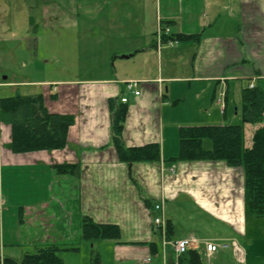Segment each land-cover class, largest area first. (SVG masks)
<instances>
[{
  "label": "crops",
  "instance_id": "0c3cea01",
  "mask_svg": "<svg viewBox=\"0 0 264 264\" xmlns=\"http://www.w3.org/2000/svg\"><path fill=\"white\" fill-rule=\"evenodd\" d=\"M26 8L40 18H30L21 43L38 45L44 36L51 47L57 30L79 27L78 40L88 35L92 49L114 62V71L78 80L17 82L8 75L2 77L7 85L0 80V97L6 96V87L40 86V93L26 89L23 95L43 94L51 112L75 117L64 148L20 153L11 149V126L0 119V255L15 258L20 246L49 242L75 245L70 241L86 215L120 226V239L102 240L119 264L134 255L144 262L151 258L144 264H175L177 253L170 241L192 235L229 244L210 255L203 243L197 245L203 264H252L251 254L264 264V231L259 226L264 217L247 209L243 167L222 160L169 162L178 154L175 131L181 126L237 123L230 122L239 113L231 95L240 97L244 81L264 89V0H33ZM161 25L168 35L201 32V39L159 44ZM128 80L139 82V95L123 94ZM221 90L226 94L224 108ZM192 93L205 112L177 117L183 105L191 104ZM121 95L129 104L126 145L158 142L161 160L131 165L119 161L110 142L109 98ZM66 163L78 164V171L56 170ZM13 183H26L28 197L13 200ZM142 197L165 201V216L174 227L169 242L162 241L153 223L157 211ZM98 248L102 255L105 250Z\"/></svg>",
  "mask_w": 264,
  "mask_h": 264
},
{
  "label": "trees",
  "instance_id": "16d2710c",
  "mask_svg": "<svg viewBox=\"0 0 264 264\" xmlns=\"http://www.w3.org/2000/svg\"><path fill=\"white\" fill-rule=\"evenodd\" d=\"M161 26L166 31L167 27ZM201 35V32L171 35L163 33L162 37L164 42L190 39L200 41ZM122 96L109 98L110 142L117 151L119 161L131 165L135 162L161 160L162 147L158 142L139 146L126 145L124 129L129 104L121 100ZM241 99V106L238 108L243 124L181 126L178 129V154L169 158V162L222 160L232 167L242 166L245 173L247 209L255 217H264V89L260 85H248L242 89ZM0 119L11 126L10 146L16 153L64 148L67 145L69 127L75 121L73 115L51 112L45 104L43 94L23 95L19 92L0 97ZM246 124L257 126L249 134L250 142L246 137ZM55 167L60 173L78 171V164L73 163ZM138 190L140 192V187ZM142 198L148 207L155 210V200ZM173 231L172 222L167 220L166 237L170 238ZM159 232L161 233L160 230ZM120 237L121 228L118 224L99 223L90 216H83L81 241L95 244L102 240H118ZM150 245L154 246L156 243L150 242ZM80 248L79 243L66 247L58 243L38 245L33 250H26L20 261L0 255V264H66L59 252L64 249L77 252ZM156 252V249H153L152 254ZM95 261L100 262L98 255ZM179 264H203L201 253L197 249H190L180 257Z\"/></svg>",
  "mask_w": 264,
  "mask_h": 264
},
{
  "label": "rangeland",
  "instance_id": "374dc122",
  "mask_svg": "<svg viewBox=\"0 0 264 264\" xmlns=\"http://www.w3.org/2000/svg\"><path fill=\"white\" fill-rule=\"evenodd\" d=\"M32 5L33 0H0V80L4 82L2 84H8L2 79L4 75L10 76V79H14L17 82L26 80L54 79L78 80L79 78H96L100 76L112 75L114 71V62L109 61L107 58L104 60L102 55L97 54L94 48L92 49L89 44L91 40L86 39L89 37L88 35L84 37L85 39L78 40L77 34L80 31L79 27L57 30L58 35H55L52 38L53 44L51 47L46 45L44 36L40 37V43L38 45H27L26 43H21L19 37L23 35L25 26L30 24V18L33 17L34 14L37 15V18H40V16H38V12H34L32 14L28 13V9L26 7H30ZM6 36L11 37L12 40L10 39L4 42L3 40ZM84 44L88 45V47ZM49 48L51 49V52L48 51ZM81 56L83 57V62L78 61ZM243 86L244 88L247 87L248 82L244 81ZM9 89L12 90L11 95L16 94L17 92L25 94L24 92L26 89H32V91H36L37 93L41 92L40 86L30 88L23 86V84H18L12 88L6 87V93L4 92L6 96L10 95ZM128 91L129 90H124L123 94L130 96V92ZM222 91L223 90L219 93V100L221 98ZM188 96L189 99H192L188 100L191 101V104L188 105L190 102H187L185 108L183 105L181 110H178L177 117L179 118L187 119L189 117L188 114H190L191 117H197V112L200 114L205 112L204 108L199 107L194 93L189 94ZM230 99L232 102H236L237 105L235 107L239 112L235 121L230 122L243 124L240 108H238V106H241V95L239 97L236 94H232ZM230 113H233V109L230 110ZM246 125L249 126L248 131L246 132L251 133L249 130L251 124ZM247 141L250 142L248 140V135ZM175 145L176 148L179 146L178 130L175 131ZM27 186L28 185L26 183H13V186L10 188L11 193L9 192L11 198L13 200H23L25 197H28V190L26 189ZM9 225L11 226V229H13L14 223L11 222ZM259 226L262 231H264V218H260ZM76 229L79 230L78 235L70 242L72 244L82 243L81 248L80 251L77 252L65 250H61L59 252L64 257L66 264H119L113 259L112 253L106 250V248L111 249L109 246L110 244L106 245L104 243L107 242L101 241L98 245L92 246V242L81 241V230L80 228ZM53 243L56 242H49L47 244ZM99 246L100 248L103 247V250H105L102 255L99 253ZM25 247L20 246L19 248H16L17 252L14 255L16 260H22L26 250H33L32 247ZM97 255L99 256L100 262L95 261V257ZM137 256L138 255H134L129 259L127 258L123 264H144L145 258L138 259ZM249 263L258 264V260H253L251 254Z\"/></svg>",
  "mask_w": 264,
  "mask_h": 264
},
{
  "label": "built area",
  "instance_id": "2783aa9c",
  "mask_svg": "<svg viewBox=\"0 0 264 264\" xmlns=\"http://www.w3.org/2000/svg\"><path fill=\"white\" fill-rule=\"evenodd\" d=\"M163 30L162 27H159L158 29V43L162 44L164 43V39L162 37L163 34ZM177 41L175 40H169L167 43L169 44H173ZM126 86L127 89L132 91L135 95H139L140 91L137 89L138 87V81L137 80H129L126 82ZM224 97H225V93L222 92L221 93V98H220V102L222 105V108H224L225 106V101H224ZM123 102L127 101V98L124 96L121 98ZM154 208L156 211L160 212V214L158 216L154 217V224L160 228L162 235L164 236L163 238L165 239L164 241H166V230H167V221L164 215V203L163 201H158L156 203H154ZM2 212V208L0 206V215ZM172 244V246L174 247L176 253H177V262L175 264H179L178 260L179 258L184 255L185 253H187L190 249H196V246L199 245L200 243H203L204 248L207 252L208 255L218 251L219 249L223 248H228L229 244L228 243H219L213 240H201L199 238H197L196 236H188V237H184V238H180V239H176L170 242ZM146 261H150V258H147ZM2 264V263H1Z\"/></svg>",
  "mask_w": 264,
  "mask_h": 264
}]
</instances>
